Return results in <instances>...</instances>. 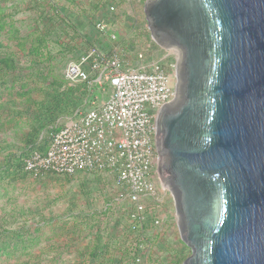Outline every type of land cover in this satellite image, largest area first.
<instances>
[{
  "label": "water",
  "instance_id": "1",
  "mask_svg": "<svg viewBox=\"0 0 264 264\" xmlns=\"http://www.w3.org/2000/svg\"><path fill=\"white\" fill-rule=\"evenodd\" d=\"M145 14L178 53L157 146L184 264H264V0H147Z\"/></svg>",
  "mask_w": 264,
  "mask_h": 264
},
{
  "label": "trees",
  "instance_id": "2",
  "mask_svg": "<svg viewBox=\"0 0 264 264\" xmlns=\"http://www.w3.org/2000/svg\"><path fill=\"white\" fill-rule=\"evenodd\" d=\"M125 2L0 0V194L8 196L9 203L0 206V264H4L2 259L31 257L43 241L46 245L37 254L39 262L43 253H56L49 260H57L70 252L74 254L71 264H133L142 252L148 264H184L191 254L181 238L173 241L168 235L162 242L157 234L146 235V227L133 231L125 212L115 216L112 207L93 209L89 200L88 207L66 213L70 219L45 210L29 217L33 210L12 199L7 186L29 178L24 164L31 153L45 152L51 133L61 127L60 120L73 115L92 95L94 86L70 85L57 76L58 57L78 54L81 48L93 45L95 35L86 28L100 17L110 20V4L119 7ZM116 23L115 17L110 20L111 31ZM122 42L129 50L135 47L132 41ZM8 130H13L19 141L6 135ZM47 177L62 181V176ZM47 177L37 179L45 184ZM63 178L70 182L76 176ZM92 184L102 193L112 186L100 175L85 174L79 185L84 197L89 198ZM104 195V205L114 201L113 196ZM86 237L89 242L74 251V243L79 245Z\"/></svg>",
  "mask_w": 264,
  "mask_h": 264
},
{
  "label": "built area",
  "instance_id": "3",
  "mask_svg": "<svg viewBox=\"0 0 264 264\" xmlns=\"http://www.w3.org/2000/svg\"><path fill=\"white\" fill-rule=\"evenodd\" d=\"M109 11L115 12L116 4ZM109 21L100 17L94 24L106 37V48L93 42L65 71L70 85H98L107 97L67 116L51 133L46 151L31 153L24 172L36 179L100 175L112 182L107 189L114 198L103 202L104 208L112 207L115 216L125 212L133 231L146 227V235L157 234L163 242L169 234V209L158 176L157 117L177 96V62H169L166 50L154 54L138 41L129 50L111 32ZM133 264L148 263L141 252Z\"/></svg>",
  "mask_w": 264,
  "mask_h": 264
},
{
  "label": "rangeland",
  "instance_id": "4",
  "mask_svg": "<svg viewBox=\"0 0 264 264\" xmlns=\"http://www.w3.org/2000/svg\"><path fill=\"white\" fill-rule=\"evenodd\" d=\"M147 0H126V2L121 6H116V11L111 13V19L114 17L117 20L116 27L112 29L111 32H114L117 35V40H127L129 42H140L144 47L153 51L154 54H160V47L153 40L151 32L149 30L148 21L145 14V3ZM22 16V14L20 15ZM18 16V17H20ZM110 22V21H109ZM88 33L94 34V38H92V42L99 43L102 49H105L106 37L101 36L99 32L94 28V25H89L86 28ZM93 32V33H92ZM86 50V47L81 48L80 53H68L64 57L61 55L57 59V66L55 68L56 74L59 78L65 80L67 83L69 81L66 79L65 71L67 64L71 60L77 59L82 52ZM165 53H168L166 51ZM176 53L172 50V53L169 54V62H176ZM107 97V92L102 88H99L98 85H95L92 88V95L89 96V102L92 101H100ZM90 103L85 104L81 107L83 110L92 106ZM66 118L60 120V124L64 123ZM3 135V134H2ZM11 139L19 141V137L13 130H8L6 133ZM26 181H15L12 184H7L12 199H16L17 203L25 205L28 211L31 209L33 212L29 211L27 214L29 217L38 213L41 210H45L47 214L62 216L66 219H70L66 217V213L78 212L85 207H88L87 200H89V204L91 203V207L93 209L100 208L103 205L104 194H109V190L106 188L105 192L102 193L101 189L96 185L92 184V192L89 195V198L84 197L81 192L79 185L81 181L84 179V175L80 174L76 176V179H73L70 182H67L62 176V181L53 180L49 177L46 178V183L43 184L38 179L28 175ZM161 192L165 193L167 197V205L169 209V223H168V235L171 240L175 241L179 238L180 232L177 223V214L175 209V201L174 197L171 196L172 192L168 187L164 186L160 183ZM104 195V196H103ZM110 195V194H109ZM57 200H54L56 199ZM8 203V196L4 194H0V206L6 205ZM46 204L47 207L42 208L43 204ZM9 205V203H8ZM124 204L121 203L120 206ZM37 218V217H35ZM31 219V218H30ZM47 229H49L47 227ZM50 232V230H48ZM57 232H60L57 230ZM63 240V238H60ZM87 237L84 240H80L79 245L74 243V247L72 248L74 251L78 249V246L86 244ZM46 242L43 241L39 247H36L33 250L32 256L21 255L20 257H15L11 259H2V263L4 264H71V260L74 257L73 253L64 252L63 255H59L57 260H49L52 256L56 255V253H43L40 258V262L37 260V254H39L40 249L44 250V246ZM42 247V248H41ZM44 247V248H43ZM45 252V251H44ZM49 256V257H47Z\"/></svg>",
  "mask_w": 264,
  "mask_h": 264
},
{
  "label": "flooded vegetation",
  "instance_id": "5",
  "mask_svg": "<svg viewBox=\"0 0 264 264\" xmlns=\"http://www.w3.org/2000/svg\"><path fill=\"white\" fill-rule=\"evenodd\" d=\"M150 30V29H149ZM151 32V31H150ZM157 44V43H156ZM158 45V44H157ZM159 46V45H158ZM160 47V49L161 50H166V51H168L169 52V54L170 53H172V50H174L175 51V53H176V62H177V65H178V59H177V57H178V53H177V51L175 50V49H173V48H168V49H165V48H162L161 46H159ZM158 176H159V179H160V175H159V171H158ZM160 181H161V179H160ZM161 183H162V181H161Z\"/></svg>",
  "mask_w": 264,
  "mask_h": 264
},
{
  "label": "crops",
  "instance_id": "6",
  "mask_svg": "<svg viewBox=\"0 0 264 264\" xmlns=\"http://www.w3.org/2000/svg\"><path fill=\"white\" fill-rule=\"evenodd\" d=\"M89 242V240L87 239V242L86 243H88Z\"/></svg>",
  "mask_w": 264,
  "mask_h": 264
}]
</instances>
